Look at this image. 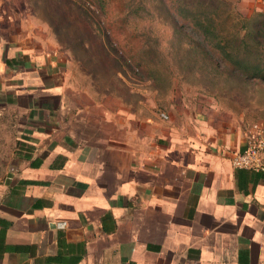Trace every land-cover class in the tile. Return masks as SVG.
Here are the masks:
<instances>
[{"label":"crops","instance_id":"0c3cea01","mask_svg":"<svg viewBox=\"0 0 264 264\" xmlns=\"http://www.w3.org/2000/svg\"><path fill=\"white\" fill-rule=\"evenodd\" d=\"M4 4L0 264H264V173L230 166L255 123L177 84L50 75Z\"/></svg>","mask_w":264,"mask_h":264},{"label":"rangeland","instance_id":"374dc122","mask_svg":"<svg viewBox=\"0 0 264 264\" xmlns=\"http://www.w3.org/2000/svg\"><path fill=\"white\" fill-rule=\"evenodd\" d=\"M202 1L3 0V17L25 20L11 33L21 38L27 31L19 47L34 55L38 67L46 64L50 75L65 67L60 62L65 58L87 85L118 81L135 89L144 84L169 89L177 84L264 126V80L246 79L218 59L187 18L201 11ZM222 1L225 9H216L221 36L236 35L233 44L239 46L244 36L248 44L230 54L253 60L246 34L255 23L264 27V0ZM260 37L264 40V32Z\"/></svg>","mask_w":264,"mask_h":264},{"label":"trees","instance_id":"16d2710c","mask_svg":"<svg viewBox=\"0 0 264 264\" xmlns=\"http://www.w3.org/2000/svg\"><path fill=\"white\" fill-rule=\"evenodd\" d=\"M201 11L195 16L187 17L191 22L192 28L199 33L205 46L218 56L221 61L229 62L231 68H237L238 74L246 79L264 80V40H261V33L264 32L263 25L255 23L252 32L247 33L248 41L253 48V60L249 58L232 56L230 52H234L237 48L243 46L244 49L248 44L244 41V36L239 39L238 44H233V40L237 37L224 38L221 36L220 18L221 15L217 10L225 9V2L222 0H203ZM217 9V10H216ZM243 29V28H242ZM260 41V43L258 42ZM247 54V53H246Z\"/></svg>","mask_w":264,"mask_h":264},{"label":"built area","instance_id":"2783aa9c","mask_svg":"<svg viewBox=\"0 0 264 264\" xmlns=\"http://www.w3.org/2000/svg\"><path fill=\"white\" fill-rule=\"evenodd\" d=\"M158 115L162 120L167 119L163 113ZM230 166L234 169L264 173V126L253 124L249 128L242 149L231 154Z\"/></svg>","mask_w":264,"mask_h":264}]
</instances>
